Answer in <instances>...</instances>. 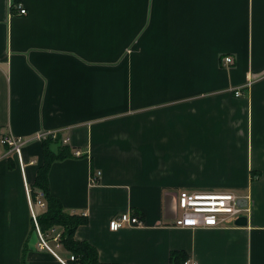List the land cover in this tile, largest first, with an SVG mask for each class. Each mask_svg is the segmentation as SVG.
<instances>
[{"label": "crops", "instance_id": "0c3cea01", "mask_svg": "<svg viewBox=\"0 0 264 264\" xmlns=\"http://www.w3.org/2000/svg\"><path fill=\"white\" fill-rule=\"evenodd\" d=\"M45 132L82 152L50 189L101 261L264 264V0H0V264H62L25 187ZM182 190L250 194L247 225L174 226ZM126 211L143 226L111 230Z\"/></svg>", "mask_w": 264, "mask_h": 264}, {"label": "built area", "instance_id": "2783aa9c", "mask_svg": "<svg viewBox=\"0 0 264 264\" xmlns=\"http://www.w3.org/2000/svg\"><path fill=\"white\" fill-rule=\"evenodd\" d=\"M15 7L19 9L21 14H26L27 9L21 2L15 4ZM224 62L230 64L233 62L232 57H225ZM242 91L238 89L236 95H241ZM52 137L56 139L58 137L57 132H45L36 136L39 139H45ZM32 139H25L20 136H15L12 133L2 135L1 143L6 148L7 155H15L19 163L23 168L22 147L31 141ZM68 143V138L64 139V144ZM75 155L81 156L82 152L77 150ZM101 177V171H97L91 175V184L98 183ZM26 192L29 199L32 217L35 221L37 232L41 239V246L51 250L62 264H70L75 260L73 255H70L68 259L60 256L50 246L48 240L43 236L40 231V227L37 221V212L35 207L39 206L45 208V202L42 199V195H38L36 200L32 198L31 189L28 184H25ZM177 205L178 212L174 219L173 225L184 228H216V227H229L235 226L236 221L241 217H246L252 212L253 200L250 194H241L236 191H187L182 190L178 194ZM143 226L141 218L133 211H126L114 215L110 220V229L117 231L123 227H136ZM60 233H56L54 240L60 244ZM61 245V244H60ZM183 264H198L193 259H187Z\"/></svg>", "mask_w": 264, "mask_h": 264}, {"label": "trees", "instance_id": "16d2710c", "mask_svg": "<svg viewBox=\"0 0 264 264\" xmlns=\"http://www.w3.org/2000/svg\"><path fill=\"white\" fill-rule=\"evenodd\" d=\"M55 145L56 147H54ZM41 147L42 161L37 167L36 176L31 185V194L34 200L38 195H42L45 202L44 210L37 215V221L43 236L51 241L55 237V232L60 233L58 242L69 253V256L73 255L75 257V260L70 264H123L101 261L99 252L92 243L77 239L75 236L77 229L87 223V217L83 214L67 212L61 199L51 192L49 182L51 165L55 161L73 156V151L67 144L63 143L60 136L56 139L52 137L42 139ZM13 157L12 155L9 157L11 162ZM15 160L19 162L18 158H15ZM32 225L33 230L37 232L33 217ZM177 259H179V255ZM22 264H27L26 251L23 254Z\"/></svg>", "mask_w": 264, "mask_h": 264}, {"label": "rangeland", "instance_id": "374dc122", "mask_svg": "<svg viewBox=\"0 0 264 264\" xmlns=\"http://www.w3.org/2000/svg\"><path fill=\"white\" fill-rule=\"evenodd\" d=\"M233 191H234V190H233ZM236 192H237V191H236ZM35 210H36L37 214H39V212L41 211V209L38 211V209H37L36 207H35ZM35 232H36V231H35ZM54 234H56V232H55ZM54 234H53V236H54ZM50 245H51V247H53L54 250H56V251L58 252V254H59L60 256H62L63 258L68 259V257H69V253L66 252L65 248H64L62 245L58 244V243L54 240V238H53V240L51 239Z\"/></svg>", "mask_w": 264, "mask_h": 264}, {"label": "water", "instance_id": "95a60500", "mask_svg": "<svg viewBox=\"0 0 264 264\" xmlns=\"http://www.w3.org/2000/svg\"><path fill=\"white\" fill-rule=\"evenodd\" d=\"M248 220L246 217H241L236 221L237 225H247Z\"/></svg>", "mask_w": 264, "mask_h": 264}]
</instances>
